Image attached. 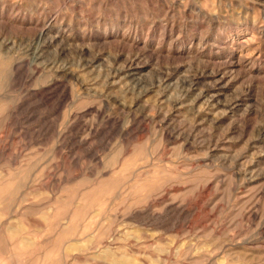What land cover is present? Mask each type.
<instances>
[{
  "label": "rangeland",
  "instance_id": "obj_1",
  "mask_svg": "<svg viewBox=\"0 0 264 264\" xmlns=\"http://www.w3.org/2000/svg\"><path fill=\"white\" fill-rule=\"evenodd\" d=\"M0 264H264V0H0Z\"/></svg>",
  "mask_w": 264,
  "mask_h": 264
}]
</instances>
